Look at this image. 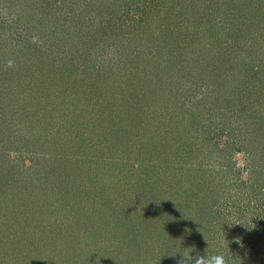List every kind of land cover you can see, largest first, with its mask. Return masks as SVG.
Wrapping results in <instances>:
<instances>
[{
	"label": "rangeland",
	"instance_id": "1",
	"mask_svg": "<svg viewBox=\"0 0 264 264\" xmlns=\"http://www.w3.org/2000/svg\"><path fill=\"white\" fill-rule=\"evenodd\" d=\"M83 1L0 0V17L14 20L11 33L25 26V13L31 17L40 7L51 6L48 15L57 17L71 9L80 24L75 35L72 29L61 33L63 39L52 44L49 56L32 67V76L46 84L36 90L38 104L29 101L33 90L16 99L12 90L0 95L7 114L8 109L15 112L0 121V264H203L196 257L215 255H223L226 264H264V149L260 158L248 152L257 137L264 146V130L229 109L228 94L218 98L219 92L204 91V83L183 97L184 106L159 89L176 80H198L194 68L202 58L211 59L202 64L205 71L233 65L239 38L249 35V28L264 32L260 0H247L241 13L226 12V17L209 7L205 15L224 23L219 31L225 32L224 44L217 40L221 51L209 57L207 44L212 48L216 43L199 35L196 44L187 45L191 60L178 56L173 65L180 69L170 80L160 65L157 15L147 12L129 33L141 14L134 1L105 0L103 7L101 2L91 9ZM113 20L119 28L108 25ZM51 28L59 34L63 30L56 24ZM34 35L32 31L28 38ZM134 50L140 57L129 62ZM68 56L78 59L75 66ZM45 59L49 61L41 64ZM187 61L195 65L189 73L183 68ZM253 132L259 135L255 140ZM202 135V146L184 154L185 146ZM182 138L186 144L180 146ZM142 150L154 164L166 155L167 170L158 172L146 163L147 172L136 168ZM142 173L152 181L156 211L148 196L134 197L136 190L129 196L130 179ZM179 173L184 175L181 191L194 192L196 199L186 209L172 206ZM136 184L137 178L132 188Z\"/></svg>",
	"mask_w": 264,
	"mask_h": 264
},
{
	"label": "trees",
	"instance_id": "2",
	"mask_svg": "<svg viewBox=\"0 0 264 264\" xmlns=\"http://www.w3.org/2000/svg\"><path fill=\"white\" fill-rule=\"evenodd\" d=\"M61 1L65 2V0H61ZM69 1H74L73 4L76 3L75 0H69ZM132 1H134L135 8L138 11H141V14L137 17L136 20H132V23L130 24L132 26L129 27V33L131 32L133 25H135L136 22L141 21V19L145 17L148 13L150 15L152 14L153 16L157 15V20H156L157 25H155V27L157 30L156 37L158 39L156 45L158 48V52L161 53L160 65L164 66L162 68L164 69L165 76H168L170 80L172 74L178 72L180 69L179 67L177 68V66L173 65V63L178 60V56L183 54L185 58L187 57L191 60L190 57H192L191 54L193 53V51L191 49L190 52H188L187 45H190L192 43L196 44V42L199 41L197 40L200 37L199 35L207 36L208 40H213L216 43L212 48L210 47L209 43L207 44L208 56L211 55V52L219 53L221 51V48H219V44H218L219 42L217 40L219 39L220 43L224 44L223 42H221L222 39L225 37V35L223 34L224 31L222 32L221 30V32H219L220 29H223L224 23L223 20H221V26H220L217 23L218 19L208 18V16L205 15L209 7L215 10V12L222 10L224 16L227 14L226 12H232L234 15V12L237 11L239 13L242 12L241 8L245 4V1L247 0H237V2L234 5L231 4V7L228 4L229 0H208L207 2L206 0H151V3H149L150 1L148 0H141V1L132 0ZM257 1L259 2V0ZM105 3L107 4L105 0H99V1L84 0L82 2V5H84L85 8L87 7V9L89 8L91 9V7L95 5L96 6L101 5L100 7H103ZM130 5H132L131 1L129 2V8ZM68 6L70 5L68 4ZM145 6H147L146 9H144ZM259 6H262L264 8V0H260ZM81 9L82 8H80V10ZM51 10H52L51 6L50 8L45 7L44 9L40 7V11H37L38 14L31 12L32 15L31 17L29 16L28 18H26L27 14L25 13L24 14L25 16L23 15L26 20L24 21L25 26L23 25L20 29H18V32L16 33L9 32V28L12 25H14V20L13 19L7 20L0 17V54H4L3 55L4 57L5 54L7 55L0 63V70H1L0 74L2 73L5 75L4 80L3 77L0 76V95L3 94L4 96L6 94V91L9 92L10 90H12L13 96L16 99V94L18 93L21 94L24 92V94L22 95V97H24L27 91L33 90L35 91V93L31 94L33 91L30 92L29 101L34 104H38L37 103L38 99H36L37 98L36 90L40 91L46 84L45 82H43L45 80H36L34 75L32 76V72H33L31 70L32 67L33 68L36 67L35 63L36 62L38 63V61L40 59H43L45 55L49 56V53L51 52V50H53L52 44H55L56 47L57 46L56 41L63 39L61 33L64 32L63 33L64 36L66 31L72 29L73 30L72 32H74L75 35V33H77L80 28L79 19H78L79 17L77 18L76 17L77 15H75L71 9L68 10L71 13H66V12L63 13L62 11L61 12L62 17L48 15V12H50ZM143 12L145 14H143ZM107 20L109 21V19ZM109 23H110L108 24L109 26L110 25L115 26L116 21L113 20L112 22ZM55 24L56 26L59 25L63 28V30L60 31V34L59 32L55 33L56 32L55 28H51V25H55ZM115 27L119 28V25L117 24ZM32 31L35 32V35L32 36V40H30L28 37ZM247 31H250V34L247 36L240 37L239 44L237 45L239 47L237 48L235 47L234 49L235 51L230 59V62L233 63V65L231 66L213 65L210 71L207 70L205 71L204 66L202 64L208 63L209 61H211V59L202 58L200 59L197 68H194L196 70L195 77H198V80H176L173 86L169 85L170 86L169 88H167L168 85L159 86V89L162 92L167 93V98H170V100L174 99L176 103L180 100L181 106H184V102L186 99L183 97L189 95L188 92H190L192 88L195 89L197 85H199V83H204L205 84V87L203 88L204 91H208V92L213 91L212 93L219 92L220 94L218 96L216 95L218 98L220 96L223 97L221 93L228 94L225 95L227 96L226 103L230 104L229 109L231 107L232 111L239 110L240 113H237L238 115L242 114L244 116L245 115L248 116L249 122H251L254 126L260 125L261 128L264 130V32L263 34L254 33L253 29L250 28ZM109 34L111 33L108 32V35ZM77 37L78 39L75 40L78 44L79 50L81 51V49L84 47L82 45H79L80 37L79 36ZM150 37L151 39L154 38L151 35ZM4 39L5 41H3ZM10 39L14 40V45L10 43ZM130 39L131 37L129 34V40ZM8 44L9 46H7ZM148 44L149 43L147 42L143 44L144 45L143 49H145V47H147L146 45ZM48 49H51L49 53H47ZM200 51L202 52V50ZM83 55L84 53L80 54L81 59L83 58ZM27 56L28 59L30 58L33 59L30 62H28L26 60ZM202 56H204V53L202 54ZM139 57L140 55H137L136 51L134 50L133 54L130 55L129 57V62H131L132 60H136V58ZM67 59L71 66H75L77 64L78 61L77 58L68 56ZM48 61L49 60L45 59L42 61L41 64H44ZM61 61L63 62V60L59 59V63H61ZM194 66L195 65H193L189 61L183 64V68L186 69L187 73H189ZM230 68H233L234 72L230 71ZM149 72H148L149 74L152 75L154 74L155 76L157 74L156 71H149ZM186 77H188V75ZM150 81L151 80H149V84H151V86L149 87V89H154V87L152 86L153 83ZM33 86L35 87V89ZM28 88L29 90H27ZM218 98L216 100V103H218ZM12 109L15 110V106H12ZM187 109H190V106H188ZM8 113L9 114H7V110H5V107L2 104V99L0 98V121L2 122L8 121L9 115L14 114L15 112L11 113V111H9L8 109ZM200 113L202 115L205 114V112L202 113V110ZM207 116L208 113L207 115H205V117ZM199 118H201V116H199ZM196 119L197 117L194 116L193 119L194 125L199 126L196 122L197 121ZM167 127H170V125ZM202 132L203 131L200 130V133ZM257 135H258L257 133L256 134L254 133L252 135L254 140L255 137H257ZM252 136L249 137L252 138ZM204 139L205 137L202 135V138L199 139L198 142L192 143V145L187 144L185 146L184 154L189 152H190L189 155L194 154L193 149H196V147H198L199 145L202 146V142ZM185 142L186 140L182 138L179 142L180 146L186 144ZM261 144L262 141L259 139V137H257V142L253 143V146H248L249 147L248 152H252V154L254 152L256 156L260 158L259 155L261 153V149H264V146H262ZM158 147H161V145L158 144ZM213 148L219 151L217 154H220L221 149H218L216 145H213ZM152 149L153 146L149 147L150 151ZM138 151L139 150H137V152ZM143 152L145 151L142 150L141 153ZM148 155L149 154L145 152L142 156L139 155H138L139 157L136 156L137 161H139V163H137L138 167L136 168H139L141 170L143 169V171L147 172L146 166L144 164L146 163V165L150 167H154L156 170H158V172L161 171V169L167 170L169 166L168 160L170 159H168L166 155H164L165 157L161 156L159 163L157 164L148 162L147 161L149 160ZM254 156L255 155L253 154L252 158H254ZM8 169L9 168L6 167L5 172L8 173V171L11 170ZM135 170L138 169H134V172ZM165 172L167 173V171ZM128 174L129 173H126L125 175H123V177L127 176ZM142 174L144 175V176L142 175L143 177H137L134 175V177L130 179V183L132 185L134 184L136 178L137 181H139V184H136L135 187L133 188L132 185H129V196L131 198L133 197L132 193H134V190H136L134 197L141 196V198L144 197V199H146V197L148 196L150 199V203L152 202L151 205L154 206L153 211H156L159 209L158 208L159 204L156 201V199L151 201L153 197L156 198V193L154 192V189L150 188L153 186L152 181H148V179L145 178V175L149 173L147 174L142 173ZM167 174L176 175L172 173H167ZM182 176L184 175L180 173L179 175L175 176V180L179 183V187L177 185L175 186L176 191H174L175 193L174 196L178 195V198L174 197L176 200L173 201L172 206L175 207L176 209L179 208L186 209L187 207L191 206V203H195L196 201L194 192L187 193L181 191L183 189V188L181 189L183 183ZM120 177H122V175ZM122 181L124 182V180ZM165 203L166 205H170L167 202ZM97 210L98 209H96L95 211ZM130 212L131 211H129V213ZM94 213L95 212H93V214ZM100 218L106 220L104 216H100ZM186 218L187 216L184 217V219ZM130 228L132 229L133 227L130 226ZM192 238L195 240V237ZM140 254L141 253L139 252V254L136 256H139Z\"/></svg>",
	"mask_w": 264,
	"mask_h": 264
},
{
	"label": "clouds",
	"instance_id": "3",
	"mask_svg": "<svg viewBox=\"0 0 264 264\" xmlns=\"http://www.w3.org/2000/svg\"><path fill=\"white\" fill-rule=\"evenodd\" d=\"M197 261H203V264H226V260L223 255H215L211 257L198 256ZM196 264V261L193 262Z\"/></svg>",
	"mask_w": 264,
	"mask_h": 264
}]
</instances>
